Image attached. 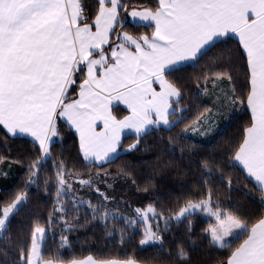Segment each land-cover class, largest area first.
Wrapping results in <instances>:
<instances>
[{
  "label": "snow or ice",
  "instance_id": "snow-or-ice-1",
  "mask_svg": "<svg viewBox=\"0 0 264 264\" xmlns=\"http://www.w3.org/2000/svg\"><path fill=\"white\" fill-rule=\"evenodd\" d=\"M214 49L205 68L182 78ZM202 96L211 104L200 110ZM237 106L248 118L217 151L192 140L189 133H212L218 118L230 122ZM64 129L75 158L63 147ZM148 136L161 154L179 148L181 159L189 145L187 170L198 174L165 204L132 179L137 192L154 195L133 208L111 194L109 179L133 173L110 166ZM17 139L31 151L24 181L0 197V264H264V0H0V146ZM217 184L229 201L236 191L258 210L213 199ZM40 201L52 205L47 219ZM197 213L208 217L201 237ZM81 220L113 239L118 232L122 244L139 237L140 246H158L159 258L66 259ZM173 225L184 233L168 241Z\"/></svg>",
  "mask_w": 264,
  "mask_h": 264
},
{
  "label": "trees",
  "instance_id": "trees-1",
  "mask_svg": "<svg viewBox=\"0 0 264 264\" xmlns=\"http://www.w3.org/2000/svg\"><path fill=\"white\" fill-rule=\"evenodd\" d=\"M139 2H146V0H139ZM131 28L132 26L129 25ZM233 40H235L233 38ZM226 47H232L231 44ZM218 51L214 49L210 52L208 56L204 57L198 65L195 67H187L183 73H181L183 79H190L198 74L201 69L205 68L206 64L210 63V58L213 53ZM239 81L243 80L242 75H237ZM224 83L222 87L224 89L230 88L226 78H223ZM194 79L191 80L192 86H194ZM239 86V85H237ZM212 88V85H209ZM202 104L200 110H202L203 105L211 104V100L207 97H201ZM190 112L188 113L190 118L196 115V106L189 105ZM231 120L225 121L223 117L218 118L216 121V126L212 133L207 137H200L196 134L189 133L193 141L209 140L211 141V146L207 149L208 153H213L217 151V146L224 144L227 140L232 138L238 130H242L244 123L246 122L248 115L247 113L237 106L231 114ZM183 129V125H180L176 132ZM64 140L63 147L66 154H70L71 157L75 158V150L73 149L74 136L67 131L63 130ZM166 136V134H165ZM124 144L127 145L132 142L133 137H125ZM10 147L0 146V156H8V159L0 161V197H3L6 193L13 191L18 185H20L26 176V169L29 160L26 153L31 151V145H26L17 139L15 141L8 142ZM183 143V142H182ZM184 159H181V153L179 148L176 150L175 156H171L169 153H160L159 145L156 136H148L140 145L139 151L124 153L120 160L115 164L110 166L111 171H116L120 167H127L133 173L132 176H121V177H110V180L114 181V188L110 190L111 194L116 197V199L123 204L124 200L128 201L133 208L146 205L149 199L154 198L155 194H159V199L157 203L165 204L168 200H175L176 194L182 191L187 192L193 188L190 182L194 178V174H198L194 166L192 170L188 171L189 162L187 160L188 147L185 144ZM61 143H57L55 151L60 150ZM197 153L204 152L205 149L197 148L192 149ZM157 157H159L157 159ZM193 159H198V157H193ZM22 160L23 163L17 161ZM50 163V162H49ZM6 173V175H4ZM237 188L243 187V178L239 176V173L232 170L229 173ZM149 177L151 180L149 181ZM135 179L140 185L149 183L150 191L154 195L148 196L143 192H137L136 185L131 183V180ZM239 179V183H237ZM182 185L184 188L182 189ZM103 187V185H101ZM123 197V199H121ZM219 198L224 201L225 206L228 203H239L242 206H246L250 212L258 210V205L251 203L249 200L244 199L242 194L233 191L232 200L229 201L228 193L219 185L214 192L213 199ZM40 211L43 213L44 218L47 219V210L52 207L50 203L46 204L43 201L39 202ZM19 219V218H18ZM208 217L202 213H197L194 217V236H203L202 229L207 227ZM187 221L184 222L186 225ZM83 227L73 231L70 234L71 244L62 252L66 259L77 257L83 258L87 255L101 256V257H116V258H126L127 255H132L141 261H151L157 259L158 254L156 252V247L150 246H140L138 243L139 237L133 239L130 243H121L119 233H116L115 238L108 237L106 230L100 226H93L92 224H84L81 220ZM184 225H173L172 230L166 234L168 241L174 238H179L183 236ZM57 240L59 238V233H57ZM127 236L125 240H127ZM49 243L51 244V234L49 235ZM167 248V244L165 245ZM198 252H203L204 249L198 248ZM3 258V253H0V259Z\"/></svg>",
  "mask_w": 264,
  "mask_h": 264
},
{
  "label": "crops",
  "instance_id": "crops-1",
  "mask_svg": "<svg viewBox=\"0 0 264 264\" xmlns=\"http://www.w3.org/2000/svg\"><path fill=\"white\" fill-rule=\"evenodd\" d=\"M234 39H235V38H234ZM129 136L133 137V136L130 135V134H126V135L123 137V139H124L125 137H129Z\"/></svg>",
  "mask_w": 264,
  "mask_h": 264
},
{
  "label": "rangeland",
  "instance_id": "rangeland-1",
  "mask_svg": "<svg viewBox=\"0 0 264 264\" xmlns=\"http://www.w3.org/2000/svg\"><path fill=\"white\" fill-rule=\"evenodd\" d=\"M124 153H127V152H124Z\"/></svg>",
  "mask_w": 264,
  "mask_h": 264
}]
</instances>
